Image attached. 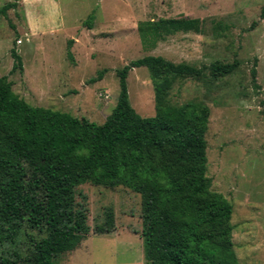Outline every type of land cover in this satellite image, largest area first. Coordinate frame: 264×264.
I'll use <instances>...</instances> for the list:
<instances>
[{"label": "rangeland", "instance_id": "1", "mask_svg": "<svg viewBox=\"0 0 264 264\" xmlns=\"http://www.w3.org/2000/svg\"><path fill=\"white\" fill-rule=\"evenodd\" d=\"M12 1L0 0V7ZM263 5L264 0H18L5 17L0 15V77L30 106L99 124L114 106L115 71L129 61L152 55L196 68L236 61L234 72L221 78L211 79L204 70L201 79L175 82L167 102L201 101L207 106L209 189L231 205L237 264H264ZM179 17L200 20L201 32L176 34L150 51L141 49L139 21ZM69 40L71 60L66 57ZM10 50L20 57L14 68ZM125 83L132 110L140 117L152 116V87L145 68L131 69ZM77 191L85 198L89 233L53 264H145L138 196L121 187L89 184ZM107 208L113 229L96 235L93 226Z\"/></svg>", "mask_w": 264, "mask_h": 264}, {"label": "trees", "instance_id": "2", "mask_svg": "<svg viewBox=\"0 0 264 264\" xmlns=\"http://www.w3.org/2000/svg\"><path fill=\"white\" fill-rule=\"evenodd\" d=\"M17 1L2 5L0 15ZM91 20L89 14L84 24L89 27ZM201 30L200 20L179 17L139 21L136 33L147 52L168 37ZM10 56L12 68L19 66L14 50ZM139 67L151 82L150 117L138 116L127 101V73ZM236 67V61H215L196 68L152 55L129 61L115 71L114 106L99 124L30 106L0 77V264H53L77 248L89 233L85 198L77 191L83 184L121 187L138 196L145 264H237L231 205L209 189L205 176L209 110L201 101L167 102L175 82L201 79L204 70L217 79ZM112 229L107 208L92 231Z\"/></svg>", "mask_w": 264, "mask_h": 264}]
</instances>
